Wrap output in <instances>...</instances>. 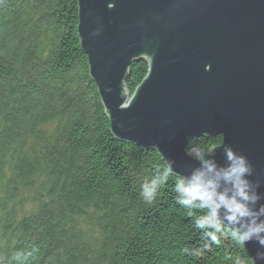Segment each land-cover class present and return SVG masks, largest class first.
Masks as SVG:
<instances>
[{
	"label": "trees",
	"instance_id": "16d2710c",
	"mask_svg": "<svg viewBox=\"0 0 264 264\" xmlns=\"http://www.w3.org/2000/svg\"><path fill=\"white\" fill-rule=\"evenodd\" d=\"M77 29L78 0H0V258L35 250L27 264H253L228 235L200 256L181 253L210 241L176 202L177 176L143 201L141 184L166 163L111 133ZM147 68L132 63L131 93Z\"/></svg>",
	"mask_w": 264,
	"mask_h": 264
},
{
	"label": "water",
	"instance_id": "95a60500",
	"mask_svg": "<svg viewBox=\"0 0 264 264\" xmlns=\"http://www.w3.org/2000/svg\"><path fill=\"white\" fill-rule=\"evenodd\" d=\"M77 33L114 137L156 150L177 177L199 167L189 151L223 165L230 146L264 197V0H78ZM141 59L147 73L131 93ZM212 135L221 143L194 146ZM258 247L244 249L264 264Z\"/></svg>",
	"mask_w": 264,
	"mask_h": 264
},
{
	"label": "clouds",
	"instance_id": "9594fccd",
	"mask_svg": "<svg viewBox=\"0 0 264 264\" xmlns=\"http://www.w3.org/2000/svg\"><path fill=\"white\" fill-rule=\"evenodd\" d=\"M98 34L94 33V35ZM225 163L218 164L207 153L191 150L187 154L194 157L199 167L187 175H178L174 191L176 202L194 217V224L206 240L203 249L182 248V254L200 256L210 250L211 245H219L221 237L228 235L235 243L244 247L255 242L259 247L254 260L264 262V203L248 177L252 168L247 159L238 155L230 146H224ZM173 162L150 180L141 184L140 195L147 204H152L173 174ZM200 215H194V212ZM33 251L14 252L10 258H0V264H27ZM234 264H246L235 258Z\"/></svg>",
	"mask_w": 264,
	"mask_h": 264
}]
</instances>
